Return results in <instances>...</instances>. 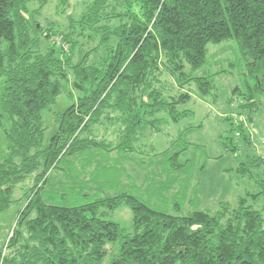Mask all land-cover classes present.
Here are the masks:
<instances>
[{
  "label": "trees",
  "instance_id": "obj_1",
  "mask_svg": "<svg viewBox=\"0 0 264 264\" xmlns=\"http://www.w3.org/2000/svg\"><path fill=\"white\" fill-rule=\"evenodd\" d=\"M29 3L0 0V129L6 140L0 213L13 202V188L31 182L0 264H264V161L251 153L245 126L264 95V0H90L79 15L67 17V32L43 28L39 9L30 10ZM228 40L236 42L252 81L244 92L231 90L229 102L237 100L234 113L245 121L226 118L220 145L234 156L230 170L255 189L233 205L219 203L214 213L184 214L187 207L173 189L188 185L187 155L202 147L183 135L199 126L175 129L171 139L165 127L192 115L185 109L191 87L200 97L214 96L218 73L194 74L207 46ZM63 83L78 94L53 114L56 131L44 145L41 114L55 104ZM147 133L169 140L157 150L146 143ZM51 176L57 181L47 190ZM139 178L146 191L129 190ZM54 194L79 203H49ZM123 206L131 213L129 233L108 220Z\"/></svg>",
  "mask_w": 264,
  "mask_h": 264
},
{
  "label": "rangeland",
  "instance_id": "obj_2",
  "mask_svg": "<svg viewBox=\"0 0 264 264\" xmlns=\"http://www.w3.org/2000/svg\"><path fill=\"white\" fill-rule=\"evenodd\" d=\"M89 1L69 0L67 7L58 8V0H30L29 9H39V24L43 28L51 24L54 30L61 28L67 32V17H76L79 15ZM80 42L82 43V40ZM47 47L43 43L41 50L45 51ZM207 49L208 53L205 63L202 68L196 70L194 75L210 76L218 73L212 79L214 90H212L211 95L213 94L214 96L206 98L200 97L195 89L191 87L189 89L191 99L185 106V109L191 111L192 115L175 126L169 125L165 127V132H168L167 137L171 139L177 132V130L175 132V129H179V132H182L189 125L199 126L183 135V140L186 143L196 144L202 147L200 152L196 151V153H191L190 151L187 155L190 161L187 179L188 185L184 188L176 186L173 189V191L177 190L179 192V196H182L181 202L184 204L183 209H185V206L187 207V210H182L184 214L196 209L214 213L218 209L219 203L228 202L233 205L237 196H242L244 193L252 192L255 189L252 181L246 178H240L233 170H230L235 167L234 156L222 149L219 138L220 135L225 137L229 129L226 118L231 117L234 124H239L238 120L245 121L244 115L234 113L238 103L236 102L237 100L234 99L229 102V98L231 97V90L234 87L237 86L241 92H244L246 91L245 83L250 84L252 80L245 73L244 62L240 58L238 46L235 41L228 40L218 44H209ZM63 50H67L65 46ZM84 52L85 50H83L82 54ZM82 54L80 53L79 55ZM92 58L91 56L90 59ZM77 94L69 83H63L61 94L58 96L55 104L51 105L49 107L50 109L42 112V121L44 126L47 127L44 145L49 143V139L56 131L53 114L63 112L73 103ZM260 100V111L253 114V123L251 126H248L247 122H245V126L251 134L253 148L251 153L261 157L264 161V95ZM144 137H146V143L153 144L157 150H162L169 140L161 133H147ZM239 138V136L236 137V139ZM5 145V134L0 129V161H2L5 154ZM240 152L244 153V150ZM261 170L264 171V162ZM261 170L258 171L260 174L262 172ZM53 176L47 182L45 187L47 190L51 188V184L54 181H57ZM142 183L143 180L139 178L137 184L136 181L134 184H129L128 189L144 192L146 191L147 185L144 184L142 186ZM29 186H31V182L28 180L17 184L13 188V202L5 211L0 213V250L14 227L18 212L24 207L25 203L20 201L22 191ZM154 191L155 189H152V195H154ZM162 192H164L168 199L173 197V192L170 189L168 191L167 188H164ZM162 200L165 201L163 198ZM49 203L73 207L78 205L79 200L77 198H69L62 202L54 194ZM108 220L118 223L125 233L131 231V213L125 206L111 212L108 215ZM104 264H107V261Z\"/></svg>",
  "mask_w": 264,
  "mask_h": 264
},
{
  "label": "built area",
  "instance_id": "obj_3",
  "mask_svg": "<svg viewBox=\"0 0 264 264\" xmlns=\"http://www.w3.org/2000/svg\"><path fill=\"white\" fill-rule=\"evenodd\" d=\"M11 235V233L9 234V236Z\"/></svg>",
  "mask_w": 264,
  "mask_h": 264
}]
</instances>
